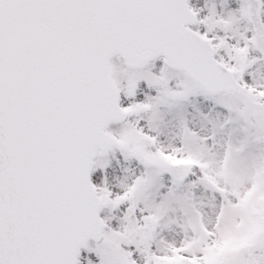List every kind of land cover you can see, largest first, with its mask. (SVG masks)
<instances>
[{"label":"snow or ice","instance_id":"obj_1","mask_svg":"<svg viewBox=\"0 0 264 264\" xmlns=\"http://www.w3.org/2000/svg\"><path fill=\"white\" fill-rule=\"evenodd\" d=\"M0 264H264V0H0Z\"/></svg>","mask_w":264,"mask_h":264}]
</instances>
